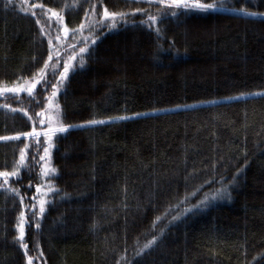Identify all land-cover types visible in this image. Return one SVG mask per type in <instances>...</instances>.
<instances>
[{
    "label": "trees",
    "instance_id": "1",
    "mask_svg": "<svg viewBox=\"0 0 264 264\" xmlns=\"http://www.w3.org/2000/svg\"><path fill=\"white\" fill-rule=\"evenodd\" d=\"M4 3L0 89L30 87L41 68L51 82L35 98L0 91V137L20 136L0 141V172H12L26 153L19 175L0 187V264H27L28 257L32 264H264V95H251L264 94V15L245 14L264 13V0H229L245 11L165 9L153 30L139 21L159 18L164 6L147 0ZM105 8L128 13L129 23L109 30L111 19L100 23ZM82 47L91 55L80 67ZM65 62L73 69L53 98L55 127H84L49 141L43 115ZM120 116L129 119L86 124ZM33 128L39 137L22 135ZM45 164L56 172L43 175ZM221 176L225 183L237 176L231 197L184 214L220 185L197 188ZM37 185L60 190L44 195L43 216L33 215ZM21 211L27 255L15 241ZM173 216L180 219L169 223ZM153 237L157 243L138 256Z\"/></svg>",
    "mask_w": 264,
    "mask_h": 264
},
{
    "label": "snow or ice",
    "instance_id": "2",
    "mask_svg": "<svg viewBox=\"0 0 264 264\" xmlns=\"http://www.w3.org/2000/svg\"><path fill=\"white\" fill-rule=\"evenodd\" d=\"M25 2H26V0H25ZM99 2H102V0H99ZM147 2L149 4L155 2V3H158V4L164 6V8L161 9V11H160L159 18L156 15H148L146 21L145 20L139 21V24L145 25L149 30H153V27L158 23V19L162 20L164 17H166L168 15V12L165 9H169V8L177 9V10L183 9L184 13H187V12H211V11H217V10L245 11L243 7L239 8V9L230 8L229 7V0H212V2H201V0H147ZM4 6L5 7L14 6L13 5V0H5ZM37 6L41 7V8L43 7V5H32L31 7H37ZM95 8H96V5L93 4L92 5L93 11L95 10ZM21 10L26 12V11H28V8H25L23 6V4H22L21 5ZM135 12L145 13L146 10L143 9V8H137V9L134 10V13ZM32 14L35 15V12H33ZM179 14H183V13H179L178 11H172V13H171L172 16H177ZM245 14L246 15H251V16L264 15V13H257V12H246ZM52 15L53 16H58V14L55 13V12H53ZM128 15L129 14L125 13V12H109L108 9L105 8L104 12H103V18L100 21V23L103 24L104 21L111 19L112 23H111V25H109V30H111V29H114V28L117 27V21H119V22H121L123 24H128L129 23V21L127 19ZM59 19L62 20L63 18L59 17ZM37 23H39V20L37 21ZM132 23L135 24L136 21L133 20ZM93 27H94V25H93ZM84 28H85V25L82 23L80 25V29H84ZM154 30H155V32L157 34V37L159 38L160 33H161V29L159 27H155ZM64 33H65V35H67L69 33V29L67 27L64 28ZM57 39H59V37H57ZM85 42H87V38H85ZM51 43H52V41L50 40L49 44H51ZM92 44L93 45L95 44V40L92 41ZM79 51H80V54H81L80 55L79 66L83 67L84 63H85V60H84L83 56H84L85 53H88L89 55H91V51H90L89 47H82V48H80ZM59 56H60V54L57 52L56 53L57 63L60 62ZM52 59H53V57L50 54L49 55V60H52ZM71 59H76L75 55ZM47 63H48V61L45 62L46 65H47ZM72 69H73V66L70 63L65 62L63 64V71L60 72V75L58 77L57 83L52 84L53 91L51 93V97L49 98L50 105H51V100L56 97L57 92L60 90L59 89V85L64 84V82L69 77L70 70H72ZM39 74H40L39 75V79H34L33 82L31 83L30 87H26V88L24 86H21V87H7V88L0 89V91L9 92V93H19L20 91L26 90L30 96L35 98L37 94L34 92V90L39 85H45V90H46V85L51 82L47 78V75L45 73V69L44 68H41L39 70ZM53 75H54V73H53ZM251 95H264V94H262V93H252ZM228 99H232V97H228ZM4 107H7V105H5ZM178 107H180V106H178ZM21 111H23V110L21 109ZM134 115L135 116H140V115H143V113H135ZM49 119L51 120V118H49ZM112 119L125 120V119H129V117H127V116H120V117H115V118L109 117L108 121H105V120H89V121L86 122V124H88V125L105 124L107 122H110ZM40 123L43 124L44 121L41 120ZM71 127H84V125H78V126L60 125L58 127H49L47 129V131H45L43 134H44V136H46L48 138L49 141H51V138H52L53 135H55L57 133H64ZM22 135L25 136V137H33V136L39 137L41 135V133L37 132L36 129L33 128V130L31 132L23 133ZM18 139H20L19 135L12 136V137H0V141L18 140ZM28 147H29V145L26 144L25 145V149L28 148ZM49 147H51V144H49ZM49 147H45L44 148V154L45 155L40 157L41 161H43L45 159V156L49 155ZM25 159H26L25 150L21 149L20 159H19L15 169L12 172H0V177H4V185H2L0 187H4V186L7 185L8 177H10V176L15 177V176L19 175L21 166H23L24 163H25ZM42 167H43V175H45V176H48L49 174H54L56 172L55 168H51V167H47V166H42ZM236 179H237V176H233V178L231 180H229L227 183H225V177H223V176H221L219 178V180H217L215 178L206 180L204 182V184H201L197 188L196 192L202 191V189L204 188L205 185L219 184L220 186L218 188H215L213 191H211L209 193H206L202 199L197 201L196 204L191 205V207L185 208L184 209V214L192 213V212L201 210L203 208H206L214 200L222 199V198H225V197L230 198L231 197V192H230L229 188H230V186L232 184L235 183ZM29 187H31V185H29ZM8 191L16 193L17 195L19 194L16 189H8ZM59 191H60L59 189H56L54 187H48L47 191L44 192L43 195L46 196L49 193H51L53 195H57V194H59ZM36 192L37 193H41L42 192L41 185H37L36 186ZM195 194L196 193L186 194V196L184 197V200L188 201L189 197L190 196H194ZM33 199L35 200L36 197L34 196ZM23 200H24V198L21 197V204L22 205H23ZM47 203H48V201H46L45 199H39L38 200L39 212L38 213L34 212L33 215L34 216H37V215L38 216H43L45 214V211H46L45 205ZM35 206H36L35 204L32 205L33 208H35ZM157 219H159V217H157ZM178 219H180V216H173L171 218V220L169 221V223H171L172 221H176ZM26 224H28V220L25 218L24 211H21L20 214H19V217H18V224L16 226L17 227V231H18V236L15 238V241L17 243H19L21 248L25 249V255H27V248H28L27 243L24 242ZM40 226L41 225L39 223L36 224V228L37 229H39ZM161 234H163V229H161ZM156 243H157V237H153L152 240L148 241V243H146L144 245V247L140 249V251L138 252L137 255L138 256L144 255L146 250L151 249ZM32 260H33L32 257H28L27 264H32Z\"/></svg>",
    "mask_w": 264,
    "mask_h": 264
},
{
    "label": "rangeland",
    "instance_id": "3",
    "mask_svg": "<svg viewBox=\"0 0 264 264\" xmlns=\"http://www.w3.org/2000/svg\"><path fill=\"white\" fill-rule=\"evenodd\" d=\"M45 121L47 122V124H49L52 127L57 126L58 124V114H57V109L56 106L54 105V100H51V105H50V101L48 102L47 108L44 111V115H43ZM51 118V120L49 119ZM47 131V130H45ZM41 133V132H40ZM44 166H47V164H45ZM43 191L41 193H39V199H44V195H43Z\"/></svg>",
    "mask_w": 264,
    "mask_h": 264
}]
</instances>
